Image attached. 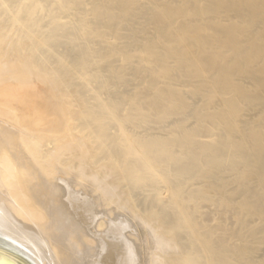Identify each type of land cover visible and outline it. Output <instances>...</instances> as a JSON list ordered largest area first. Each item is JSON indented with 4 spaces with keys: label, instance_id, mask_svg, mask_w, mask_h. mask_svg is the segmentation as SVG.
<instances>
[{
    "label": "bare ground",
    "instance_id": "1",
    "mask_svg": "<svg viewBox=\"0 0 264 264\" xmlns=\"http://www.w3.org/2000/svg\"><path fill=\"white\" fill-rule=\"evenodd\" d=\"M8 81L0 260L264 264V0H0Z\"/></svg>",
    "mask_w": 264,
    "mask_h": 264
},
{
    "label": "rangeland",
    "instance_id": "2",
    "mask_svg": "<svg viewBox=\"0 0 264 264\" xmlns=\"http://www.w3.org/2000/svg\"><path fill=\"white\" fill-rule=\"evenodd\" d=\"M12 82V83H11ZM13 84L12 86H8L9 84ZM16 83H18L17 81L15 82L14 81V83H13V81H8V82H6V84L5 83H2V84H0L1 86H0V91L2 90L3 92H5V93H0V121L2 122V121H4L3 123H6V125L8 126V127H13V126H11V125H15L14 127H13V129L14 128H18L24 135V139L25 140H29V137H30V134H31V132H32V130H33V132L35 133H37V129H38V132H43V131H48L49 129L51 130V126L49 127V125H47V123H45L46 121H45V119H44V117H39V116H34V115H32V116H29V117H25L24 115H21V113H19L18 112V110H17V108H15V107H11V105H12V103H10L11 101H12V99H14V97H15V95L14 94H12L11 95V93L13 92V90H14V92L13 93H15V88H16V86L18 85H14V84H16ZM5 86H7V87H5ZM15 86V87H14ZM1 88H3V89H1ZM6 88H8V89H10V88H12L10 91H8ZM6 89V90H5ZM7 93H9V94H7ZM8 95V97H7V95ZM11 96H12V98H11ZM3 97H6V98H3ZM53 97V98H52ZM4 100H3V99ZM9 100H8V99ZM11 99V100H10ZM53 99H54V101H53ZM6 100V101H5ZM50 101L52 100L53 101V103H55V100H56V98L54 97V96H51V98L49 99ZM7 101H9V103L11 104H9ZM5 103H8V105L9 106H7V104H5ZM9 111H8V110ZM4 110V111H3ZM11 110H13V111H11ZM10 111H11V113H10ZM2 112H3V114H2ZM8 113V115H6ZM10 113V114H9ZM16 113H17V115H16ZM50 115L52 114V115H54L55 113H49ZM49 114H48V117L50 118V116H49ZM11 115V116H10ZM51 115V116H52ZM5 116V117H4ZM13 116V117H12ZM12 117V118H11ZM15 117V118H14ZM18 119H17V118ZM20 117V118H19ZM23 117V118H22ZM30 117H31V119H30ZM30 120H29V119ZM42 118V120H40V123L41 122H43V121H45L44 123H45V125H44V127H42L43 126V123H41V124H39V121H38V119H41ZM4 119V120H3ZM23 119V120H22ZM35 119H37V122H36V120ZM44 119V120H43ZM14 120V121H13ZM26 120H28V121H26ZM8 121V122H7ZM12 122V124L10 125L9 123H11ZM16 122V123H15ZM18 122V123H17ZM33 122H35V123H33ZM15 123V124H14ZM20 123V124H19ZM26 123V124H25ZM27 123H30V124H27ZM38 123V124H37ZM21 125V126H20ZM39 125V126H38ZM19 126V127H18ZM25 126H27V128L25 127ZM28 126H30V127H28ZM34 126V127H33ZM45 127H49V128H45ZM35 128V129H34ZM42 128V129H41ZM48 129V130H47ZM27 131L26 133L28 134H26L25 133V131ZM29 130V131H28ZM40 130V131H39ZM29 132H30V134H29ZM32 132V133H33ZM33 133V134H34ZM32 135V134H31ZM116 224V223H115ZM115 224H113L112 226H113V229L116 231V232H119V233H117L118 234V236H119V245H120V247L122 248L123 246V248H128V246H130L129 244L131 243L132 244V240L135 238L134 237V235H135V232H133L134 230H132V227H130L129 225H128V227H127V224H118L117 226L115 225ZM120 225V226H119ZM125 225V226H124ZM130 227V228H129ZM119 228V229H118ZM125 228V229H124ZM131 229V230H130ZM112 230V229H111ZM120 231L122 232V233H120ZM126 232V233H125ZM129 232V233H128ZM129 234V235H128ZM132 236H131V235ZM123 235H125V236H123ZM4 235H0V239L2 240V241H4V240H8V241H10L9 239H6V237L4 236ZM107 236H108V234H107ZM124 237V239H123V237ZM129 236H131V237H129ZM122 239H123V241H122ZM107 240H108V238H107ZM126 240H129V243H127L128 241H126ZM122 242H124V243H122ZM124 244V245H123ZM126 245V246H125ZM125 250V249H124ZM142 255V254H141ZM141 255H139L138 254V256H140V260H141V258H142V256ZM142 262V261H141Z\"/></svg>",
    "mask_w": 264,
    "mask_h": 264
},
{
    "label": "water",
    "instance_id": "3",
    "mask_svg": "<svg viewBox=\"0 0 264 264\" xmlns=\"http://www.w3.org/2000/svg\"><path fill=\"white\" fill-rule=\"evenodd\" d=\"M0 264H14V263L9 262L7 259H1Z\"/></svg>",
    "mask_w": 264,
    "mask_h": 264
}]
</instances>
